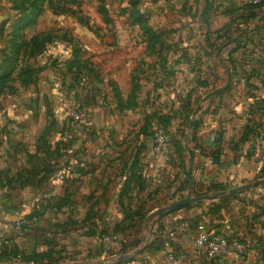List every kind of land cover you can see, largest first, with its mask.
Masks as SVG:
<instances>
[{"label": "crops", "instance_id": "obj_1", "mask_svg": "<svg viewBox=\"0 0 264 264\" xmlns=\"http://www.w3.org/2000/svg\"><path fill=\"white\" fill-rule=\"evenodd\" d=\"M205 4L206 0H141L138 8L158 35V42L150 50L145 36L127 33L125 42L116 43L121 54L142 58L141 72L145 74L140 84L135 82V92L136 64L128 60L115 68L118 73L120 69L126 72L122 80L116 78L122 102L134 96L138 107L119 110L112 104L113 110L105 112L98 102L91 122L99 126L94 142L88 138L93 131L84 127L73 130L65 117L64 109L72 102L62 86V64L52 67L41 60L38 66L42 70L33 85L22 87L17 82L0 94V238H12V223L25 222L24 217L38 212L27 223V234L12 238L11 243L25 254L59 252L55 254L61 257L58 264H138L136 258L142 256L143 264H162L168 254L179 256L175 264H212L197 252L193 238L188 239L192 219L202 206L180 209L160 220L162 225L146 224L137 244L126 243L121 236L124 252L121 244H105L96 235L102 228L111 234L112 226L122 221V204L126 206L127 200L120 193L134 169L140 170L142 187H135L130 197L145 213L154 199L172 202L188 195L209 196L214 185L224 189L215 195L253 180L258 184L249 191L263 190L264 161H253L257 155L251 154L247 132L250 122L258 119L256 96L248 93L253 84L249 82L248 87L239 70L226 69V75L215 76L223 70L213 64L214 53L207 48L205 36L230 18L221 7L204 16ZM219 4L239 6L236 0ZM124 17L125 21L129 18ZM137 36L141 39L135 45ZM56 54L59 61L65 59L63 51ZM167 69L189 72L184 100L177 101L170 87L166 88L169 83L162 79ZM151 111L170 118L166 146L159 155L153 154L149 137L141 135L140 128L120 123L124 116L136 112L144 116ZM89 120L88 115L86 124ZM108 120L110 127L105 126ZM89 145H94V151L87 150ZM66 167L71 170L67 172ZM29 189L36 193L31 202H25ZM194 205L197 203L190 204Z\"/></svg>", "mask_w": 264, "mask_h": 264}, {"label": "rangeland", "instance_id": "obj_2", "mask_svg": "<svg viewBox=\"0 0 264 264\" xmlns=\"http://www.w3.org/2000/svg\"><path fill=\"white\" fill-rule=\"evenodd\" d=\"M132 1L141 2V0H0V54H11L14 51L15 44L17 43L16 46H18L19 43L21 59L16 62L19 70L42 68L38 65H40L41 60H44L52 67L64 62L67 63V66L66 64L63 65L71 71L69 76H72L76 71L86 76L84 87L89 89L88 99L91 100V106L85 108L88 109L90 119L88 123L91 125L86 124V122L72 123L71 129L89 128V131H93V135L88 137L92 142L95 140L93 136L98 137L95 130L99 127L96 123H91L93 122L94 110L97 108L95 106H98V102H100L99 105L103 103L105 112H111L113 105L116 104V89L120 94L116 78L122 80L124 74L126 75V72L122 71L123 69H120L121 71L119 70L118 73L115 68H121V65H126L130 62L128 60H131L138 67L132 78L133 81L140 84V80L145 74L144 71L141 72L143 61L140 56L127 57L124 52L121 54V51L116 49L117 42H125V34H141L144 36V28H148L147 24L133 22V18L129 13L130 2ZM197 1L200 2V0ZM219 1L232 2V0ZM236 1L239 3V7H242L243 2L241 0ZM218 4L219 2H217ZM221 8L225 9L223 4H221ZM37 9L39 10L36 15ZM226 9L232 11L231 7L230 9L226 7ZM258 13L257 17L253 19L251 18L252 11L234 10L229 15L231 19L227 22L228 26L220 31L219 39L215 40V36H212L207 44H212L210 49L214 53L213 64L223 70L215 76L226 75L228 72L226 69L239 70V73L246 71L245 74L250 79L249 82L254 86L257 83L260 84V82L263 85L262 88H250L248 93L264 98V9ZM125 15L129 17L127 21H125ZM121 17L124 18L120 19ZM140 39V36H137L134 44L138 45ZM38 48L40 52L33 51ZM168 48L171 49L170 46ZM231 49L234 52L227 55L226 51ZM57 50L59 52L61 50L65 54V59L62 61H59V56L56 54ZM176 71L181 76L183 87L188 93L187 83L191 78L186 69H167L163 72L162 80L165 84L169 83L166 88L167 86L170 87L177 101H182L184 98H180L174 90L173 77ZM192 71L194 70L192 69ZM69 76H66L65 79H69ZM17 82V79L12 80L9 83L10 87L14 88ZM132 103V108L138 107L137 103ZM74 110L73 105L68 104L67 110L64 109L65 117L72 120L70 114ZM154 113L157 114V111H151L150 114L146 113L142 116L139 112H136L129 117L124 116L120 123L123 127L132 125L133 128H140L142 130L140 134L149 137L152 147L151 128L154 124H157L153 117ZM110 122L108 120V125L105 126L110 127ZM260 122L264 127V121ZM250 136L252 137V135ZM87 150L94 151V145L87 146ZM250 151L253 156L257 155L253 158V161H264V140L257 154L253 144L250 145ZM260 177L257 176L256 178ZM254 182L255 180L244 185ZM261 187H263L261 188L263 190L254 189L249 191L250 187L233 194H227L226 191L223 196L210 193L209 196H212V199L200 200L196 202L197 205L189 207L202 206L201 214H197L192 219L194 227L192 232L189 233V241L191 237L194 238L198 230H203L225 237L238 238L241 242H252L253 244V249L245 256L228 251V253L212 261V264H264V186ZM33 193H36L35 190L29 189L26 194L27 200L24 201L31 202ZM170 200L154 199V202L149 204L145 218L136 221V225H138L136 228H128L122 239L126 243L141 240L143 227L146 224L154 221L162 225L163 222H160V220L165 221L168 215L175 213L179 208L159 216H153L152 214L161 209L160 206L165 205L168 207L171 203L177 201L171 202ZM12 202H14V199ZM126 225H129V222ZM11 236L15 239L24 237L15 236L13 231ZM12 238L8 236L0 239L11 240ZM118 239L120 241L121 236ZM157 250L160 251V247ZM173 256L175 262H177L179 256H175V254ZM136 261L138 264H143L145 258L144 256L138 257Z\"/></svg>", "mask_w": 264, "mask_h": 264}, {"label": "trees", "instance_id": "obj_3", "mask_svg": "<svg viewBox=\"0 0 264 264\" xmlns=\"http://www.w3.org/2000/svg\"><path fill=\"white\" fill-rule=\"evenodd\" d=\"M247 1L248 0L243 1L242 7H239V6L235 8L231 7L232 11H230L231 10L230 8H229L230 10L225 8L223 9L222 13L229 17L230 13H233L234 10L244 9V10L252 11L253 15L251 16V18L254 19L259 14L258 12L264 9V0H259V2L255 4L249 3ZM217 2H219V0H206L205 8L203 9V15L208 16L212 10H216L219 7H221V4L217 5ZM139 3L140 1L130 2L129 13L132 16L134 23H139V24L141 23L144 25L146 24V20L144 19L142 13L139 12V9H138ZM38 10L39 9H37L36 11V15L38 14ZM227 26L228 24L224 25L221 29L215 32L208 33L205 36L206 44L209 43L210 36H215V40L219 39L220 31ZM143 34L146 37L147 48L150 50L153 49L156 43L158 42V35H156L155 32L150 27L144 28ZM16 45L17 43L15 44L14 51L11 54L9 55L6 53L0 54V94H3L13 89L12 87H10L9 83L15 79L18 80V83L22 87H28L30 85H33L37 80L38 74L42 70L41 68L19 70L16 62L19 59H21L20 57L21 52H19L20 44L18 43V46ZM211 47H212V44H207L208 49H210ZM33 51L40 52V49L39 48L34 49ZM233 52H234L233 49H231L230 51L227 52V55H231ZM63 64H66V66L68 65L65 62ZM63 64H62L59 74L62 79V86L64 88V92L66 93V96L68 97L69 101H71L74 105L90 107L91 100L88 99L89 89H85L84 87L85 86L84 84L86 82V76L77 71L74 72L72 76H69L70 74L69 72L71 71L65 68ZM245 72L241 71L240 74L243 76V79L246 81L249 87L251 86L249 85L250 79L246 76ZM66 76L70 77L68 81L67 79H65ZM82 78L85 79L84 83L81 82ZM253 87L256 88L257 86L253 85ZM137 89L138 87L135 81L132 80V93L135 92ZM84 92L86 93V95ZM115 99H116L115 101H116L117 109L123 110V109L132 108L131 105L133 104L132 102L134 100V96H132V98L127 101V103H123L120 98V94L118 90L116 89ZM254 108H255L256 113H258V119L252 120V123L250 122L249 127H247V130H248L247 132L249 133V135H253V133L255 132V129L258 126L262 125L260 121H264V98L256 97ZM153 117L157 121L156 123L162 127L166 135V129L170 125V118L165 115H158V113L157 114L154 113ZM69 121L71 124V120ZM178 150L179 148L176 149V151ZM134 164H137L136 160L134 161ZM134 171L135 172L130 177H128V179L125 181L123 185V189L120 193V198L121 199L124 198L127 200L126 206L122 204L123 219L120 223H116L112 226L111 234H108L107 229L105 228H102L96 233V235L102 239V242H103V239L109 235H115L118 237L124 236L126 232L128 231L127 230L128 228L134 229L138 226L136 225L137 224L136 221H139V220L141 221L145 218V212H143L144 208L142 207V205L141 204L139 205L137 202L134 203V201L130 197L131 196L130 194L135 189V187L137 188L142 187V177L140 173L138 174L140 170L134 169ZM211 189L213 190L214 193L224 190L218 185H214ZM206 194L207 192L203 193V195H206ZM199 196H202V195H199ZM189 207H190V204H187L179 208L178 210L188 209ZM38 216H39L38 212H32L30 215H27L26 217H24L25 222H23V220H20L22 222V229L26 230L27 232L29 229V224L27 223H30L33 219H36ZM128 222H129V225H126ZM131 222H132V226H131ZM4 242H7V244H5ZM139 242H140V239L131 242V244H137ZM120 244L122 245L121 252H124V250L126 249L125 243H122L120 240L119 245ZM58 253L59 252H54V251L49 250V251H45L41 253L32 252L30 254H25V253H22L14 243H11V240L0 239V264H58L59 260L61 259V257L55 256V254H58Z\"/></svg>", "mask_w": 264, "mask_h": 264}, {"label": "built area", "instance_id": "obj_4", "mask_svg": "<svg viewBox=\"0 0 264 264\" xmlns=\"http://www.w3.org/2000/svg\"><path fill=\"white\" fill-rule=\"evenodd\" d=\"M247 2L255 4L258 3L259 0H248ZM173 78L175 93L180 98H185L187 96V90L183 87V81H181V76L177 71ZM81 82L84 83L85 79L82 78ZM72 105L75 108V110L70 114L72 123H84L88 119V109L85 108V106ZM151 131L153 136L152 152L155 155H159L163 152L166 146L165 132L162 127L157 124L152 126ZM251 138L252 144L255 146V153L257 154L264 140L263 125L258 126L255 129V132ZM70 170V167H66L67 172ZM11 230L17 237H22L26 234V230L22 229L21 221H15L11 227ZM168 236L173 237V234H169ZM103 242L105 244L119 245L120 241L117 236L109 235L103 239ZM4 243L7 244V242ZM193 244L197 252H199L208 262L215 261L217 257L228 253V251H233L237 255L245 256L253 247L252 242H241L238 238L225 237L203 230H198L195 233ZM162 264H175L174 256L172 254L166 255L162 260Z\"/></svg>", "mask_w": 264, "mask_h": 264}, {"label": "water", "instance_id": "obj_5", "mask_svg": "<svg viewBox=\"0 0 264 264\" xmlns=\"http://www.w3.org/2000/svg\"><path fill=\"white\" fill-rule=\"evenodd\" d=\"M201 49H202V51H203V53L205 55L210 56V53H208L207 50L204 47L201 46ZM256 184H258V182H254V183H251V184H247V185H243V186L232 188V189L227 191V194H233V193H237L239 191L246 190V189H248V188H250V187H252V186H254ZM225 194H226L225 192H219V193L216 194V196H223ZM211 198H213V197L212 196H203V197L192 198V197H190V195H188L184 199H181V200H178L176 202L171 203L168 207H164V208L158 209L152 215L153 216H159V215H161L163 213L174 211L175 209L181 208V207H183L186 204L196 203V202H199L200 200L211 199ZM123 259H120V260H123Z\"/></svg>", "mask_w": 264, "mask_h": 264}]
</instances>
